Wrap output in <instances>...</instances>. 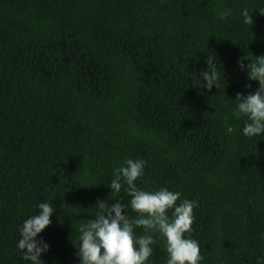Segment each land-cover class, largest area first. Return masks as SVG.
I'll return each instance as SVG.
<instances>
[{"label":"trees","instance_id":"trees-1","mask_svg":"<svg viewBox=\"0 0 264 264\" xmlns=\"http://www.w3.org/2000/svg\"><path fill=\"white\" fill-rule=\"evenodd\" d=\"M262 10L264 0H0V264H30L19 226L40 202L54 209L35 238L48 245L43 264H80L78 229L97 202L131 199L108 186L126 159L145 161L138 188L197 202L200 264H264V133L245 137L247 118L232 114L237 93L259 88L238 61L264 55ZM210 54L222 75L206 91ZM149 234L147 264H166L163 238Z\"/></svg>","mask_w":264,"mask_h":264},{"label":"clouds","instance_id":"clouds-1","mask_svg":"<svg viewBox=\"0 0 264 264\" xmlns=\"http://www.w3.org/2000/svg\"><path fill=\"white\" fill-rule=\"evenodd\" d=\"M260 13L264 14V10ZM241 14L244 23L252 25L249 10L244 8ZM230 15V9L224 10L220 18L225 19ZM245 59L250 60L246 66L243 63ZM206 64L207 70L200 73L203 83L200 82L198 87L210 91L213 86L219 88L222 72L213 55L208 56ZM238 64L241 70L247 67V78L258 81L259 88L247 96L237 93V104L232 114L237 119L247 118L242 129L245 137H259L264 133V55L254 59L248 55L241 57ZM227 130L229 133L233 131L231 127ZM144 168V160L126 159L122 166L113 170L114 178L108 186L112 192L120 193L123 185H126L124 191L131 199L127 204H121L118 199L111 206L105 201L97 202L94 218L81 224L78 229L76 244L80 264H147L153 254L152 245L157 242L149 233H159L163 238L166 264H200L204 259L199 242L191 238L197 202L181 200L179 191L173 192L167 188L156 191L138 188L136 181L143 177ZM37 208L39 215L28 217L19 226L17 249L22 259L30 264H43L40 256L48 250V245L35 238L51 224L50 217L54 212L49 202H40ZM126 208L135 212L136 218L130 219L125 214ZM136 228H142L145 234L137 237Z\"/></svg>","mask_w":264,"mask_h":264}]
</instances>
